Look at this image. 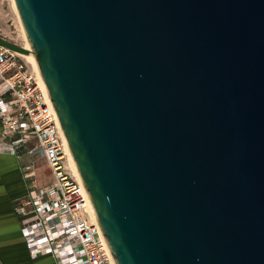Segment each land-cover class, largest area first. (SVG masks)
Returning <instances> with one entry per match:
<instances>
[{
  "label": "water",
  "instance_id": "water-1",
  "mask_svg": "<svg viewBox=\"0 0 264 264\" xmlns=\"http://www.w3.org/2000/svg\"><path fill=\"white\" fill-rule=\"evenodd\" d=\"M14 3L116 264H264V0Z\"/></svg>",
  "mask_w": 264,
  "mask_h": 264
},
{
  "label": "built area",
  "instance_id": "built-area-1",
  "mask_svg": "<svg viewBox=\"0 0 264 264\" xmlns=\"http://www.w3.org/2000/svg\"><path fill=\"white\" fill-rule=\"evenodd\" d=\"M26 63L17 51L0 45V152L20 161L27 191L15 199L13 209L22 217L28 251L31 257L50 254L55 264H116L82 185L69 171L56 109ZM39 157L51 169V179L42 184Z\"/></svg>",
  "mask_w": 264,
  "mask_h": 264
},
{
  "label": "crops",
  "instance_id": "crops-1",
  "mask_svg": "<svg viewBox=\"0 0 264 264\" xmlns=\"http://www.w3.org/2000/svg\"><path fill=\"white\" fill-rule=\"evenodd\" d=\"M1 123L0 119V129ZM20 169L15 154L0 152V264H55L47 254L31 257L20 234L21 221L13 209L15 199L25 189Z\"/></svg>",
  "mask_w": 264,
  "mask_h": 264
},
{
  "label": "rangeland",
  "instance_id": "rangeland-1",
  "mask_svg": "<svg viewBox=\"0 0 264 264\" xmlns=\"http://www.w3.org/2000/svg\"><path fill=\"white\" fill-rule=\"evenodd\" d=\"M23 30L18 11L14 5V0H0V37L18 45L26 46V32ZM23 59L27 62L28 68H34L33 64L27 58L23 57ZM36 167L38 168L39 183L48 182L51 179V169L48 168L47 162L39 157L36 160ZM69 168V171L72 173L73 170H71L70 164Z\"/></svg>",
  "mask_w": 264,
  "mask_h": 264
},
{
  "label": "bare ground",
  "instance_id": "bare-ground-1",
  "mask_svg": "<svg viewBox=\"0 0 264 264\" xmlns=\"http://www.w3.org/2000/svg\"><path fill=\"white\" fill-rule=\"evenodd\" d=\"M14 5H15V3H14ZM23 31H24V30H23ZM25 38H26V37H25ZM29 46H30V45H29V42H28V40H27V43H26V46H25V47L29 48ZM17 53H19V54L22 55L23 57L27 58L28 61L31 62V63L33 64V66H34V68H35V70H36V72H37V74H38L39 85H40V87L42 88L43 92H44V93L47 95V97L49 98V94H48V91H47V89H46V85H45V83H44V81H43V78H42V76H41V74H40V71H39V68H38V65H37L38 63L36 62V59H35L34 55H33L32 53H30L29 51H28V52H17ZM63 135H64V133H63ZM64 139H65V135H64ZM66 153L68 154V157H69V164H70L71 170H73L72 173H73L74 177L76 178V180H78V181L80 182V184L82 185L83 193H84V196H85V199H86V202H87V206H88V208H89V210H90L91 216H93V217H92L93 220H94L97 224H99V223H98V220H97V218H96L97 216L95 215L94 208H93L92 203H91V201H90V199H89V196H88V194H87V192H86V189H85V187H84L83 181H82V179H81V177H80V174H79V170L77 169V166H76V164H75V161H74V159H73V157H72V154H71V152H70V149H69L68 145H66Z\"/></svg>",
  "mask_w": 264,
  "mask_h": 264
}]
</instances>
